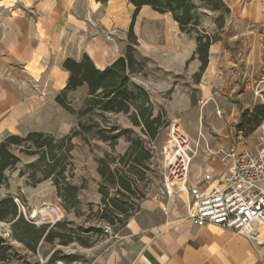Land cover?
Returning a JSON list of instances; mask_svg holds the SVG:
<instances>
[{
	"label": "rangeland",
	"instance_id": "1",
	"mask_svg": "<svg viewBox=\"0 0 264 264\" xmlns=\"http://www.w3.org/2000/svg\"><path fill=\"white\" fill-rule=\"evenodd\" d=\"M63 1L56 0L58 58L70 55L79 59L89 48L95 62L100 58L111 61L130 50L136 62L128 72L129 78L143 88L146 87L137 80L150 81L147 93L153 114H160V126L150 138L141 126L132 124L129 114L86 110L85 86L66 93L65 101L72 108V112L67 111L55 100L64 87L62 77L22 79L15 85L13 80H6L11 87H22L25 94L35 95L39 103L37 113L21 121L0 117V140L7 133L23 136L32 130L58 139L78 130L71 138L72 167H68L70 172L66 171V176L71 174L67 180L79 188L74 204L62 201L50 178L32 182L27 170L28 165L37 161L36 155L19 154L17 165L6 173L8 183L0 188V193L12 195L24 217L37 226L47 224L46 231L54 236L52 242L41 239L35 252L11 240L20 255L11 264H128L149 238L150 231L165 221L167 210L176 211L184 202L179 190L168 194L162 185L165 170L160 150L168 142L170 120L177 118L191 141L197 169L192 172L190 168L192 184L204 185L209 179L218 148L232 142L252 141L255 127L247 124L240 130L239 124L243 113L256 104H264L259 96L261 93L264 98V25H250L243 19L240 8L247 0H222L228 11L223 12L220 20L219 10L197 9L196 30L215 35V43L221 45L220 53L206 67L226 66L207 74L202 81L211 91L206 98L195 74H168V70L200 66V61L191 57L197 33L180 31L170 13L142 6L135 16L133 42L127 30L134 7L128 0ZM13 4L0 5V23L4 13L11 14ZM25 9L26 14L32 12L31 6ZM1 66L6 72L19 71L13 61ZM218 110L222 111L220 115ZM101 131L108 140L98 138ZM131 138L141 140L143 150L148 152L140 165L124 159L128 164L123 168L132 172L135 191L122 198L110 188L102 202V176L97 172V161L108 154L117 158L110 168L122 166L118 158L131 146ZM111 199L128 201L134 208L119 212ZM0 232L7 236L9 224L1 222Z\"/></svg>",
	"mask_w": 264,
	"mask_h": 264
},
{
	"label": "trees",
	"instance_id": "2",
	"mask_svg": "<svg viewBox=\"0 0 264 264\" xmlns=\"http://www.w3.org/2000/svg\"><path fill=\"white\" fill-rule=\"evenodd\" d=\"M133 5L131 20L128 25V37L135 42L136 37L133 32L135 16L147 5L152 10L160 13H170L173 20L178 24L182 32H193L195 36V50L191 57H196L200 61L199 71L195 73L197 78L208 65L209 48L218 39L211 33H199L196 30L199 22L197 15L198 8L207 10H219L217 20L223 18V12L228 8L222 0H128ZM136 62L132 52L126 51L125 56H119L112 63L104 68L97 67L90 56L83 52L79 59L67 57L62 62V68L68 71L66 84L55 95L56 102L65 110L71 111V106L65 101V95L70 90L79 87H86V110L95 108L102 112H122L129 114V118L134 125L141 126L144 133L150 138L157 134L160 126V114H153L149 93L141 85L129 78V71L132 70ZM129 72V73H128ZM72 112V111H71ZM264 120V104H256L253 109L243 113L239 129L243 130L247 124L254 127ZM75 129L71 134L55 139L51 134L43 131H29L23 136L14 133L7 135L0 140V188L8 183L9 169L14 168L19 162V154L36 155L37 161L28 165L29 178L35 184L39 180L50 178L57 188L58 196L64 203L74 204L77 201L79 188L67 180L66 171L70 172L72 167L71 142L72 136L76 135ZM98 138L108 140L104 132L98 133ZM131 146L118 158L122 166L110 168V164L116 163L115 157L106 154L100 157L97 163V172L102 176V183L99 189L102 202L106 201L109 189H115V194L123 197L132 195L131 171L123 166L128 162L132 164H143L148 157L147 150H143L142 141L137 138L128 139ZM115 210L119 212H129L133 209V204L119 199H111ZM128 202V203H127ZM130 206V207H129ZM104 217V214H103ZM111 221V220H110ZM9 224L8 237L0 232V263L11 264L14 259L19 258L18 251L14 248L11 240L19 242L25 249L35 252L41 239L47 242L53 241V235L46 231L47 224L35 225L28 220L19 210V206L10 194L0 193V223ZM56 225H60L56 222Z\"/></svg>",
	"mask_w": 264,
	"mask_h": 264
},
{
	"label": "crops",
	"instance_id": "3",
	"mask_svg": "<svg viewBox=\"0 0 264 264\" xmlns=\"http://www.w3.org/2000/svg\"><path fill=\"white\" fill-rule=\"evenodd\" d=\"M12 4L15 7H12L11 14L4 13L0 23V117H9L16 122L34 116L39 102L35 95L28 92L25 94L22 87H11L6 80H13L12 84L15 85L14 83H21L22 79L37 81V78L62 77L64 86L68 71L62 68L61 62L73 56L58 58L60 51L56 39L59 33L56 0H0V5ZM26 6H31L32 12L26 14ZM64 8L61 10L64 11ZM240 11L243 19L250 25H264V0H247ZM85 49L84 52L92 59L90 49ZM220 50L221 45L211 44L209 63L212 58L217 57ZM113 60L104 61L100 58L98 62H93L97 67L104 68ZM6 61L16 62L19 71L6 72L1 66ZM197 66L198 64L195 68L168 70V74L186 71L191 76L199 71ZM225 67H206L197 83L203 85L202 81L207 74L224 70ZM137 81L148 91L149 80L144 83ZM202 92L207 98L211 91L205 84ZM169 122L178 123L177 118ZM195 163L193 161L190 166L192 172L197 171ZM221 167V162L216 157L211 166L213 174L218 173ZM177 208L176 211L167 210L165 221L150 231L149 238L128 264H264V249L256 251L244 237L216 224L190 221L185 215V202Z\"/></svg>",
	"mask_w": 264,
	"mask_h": 264
},
{
	"label": "built area",
	"instance_id": "4",
	"mask_svg": "<svg viewBox=\"0 0 264 264\" xmlns=\"http://www.w3.org/2000/svg\"><path fill=\"white\" fill-rule=\"evenodd\" d=\"M167 128L168 142L160 150L162 185L168 194L175 189L183 194L187 218L231 230L256 251L264 249V120L255 127L250 143L233 142L215 151L222 169L204 185L189 183L194 157L190 139L178 123L169 122Z\"/></svg>",
	"mask_w": 264,
	"mask_h": 264
}]
</instances>
